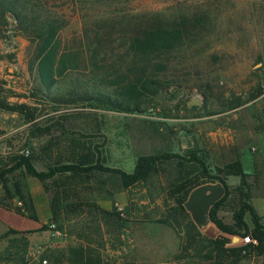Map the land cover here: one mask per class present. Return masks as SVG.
Listing matches in <instances>:
<instances>
[{
    "label": "rangeland",
    "instance_id": "rangeland-1",
    "mask_svg": "<svg viewBox=\"0 0 264 264\" xmlns=\"http://www.w3.org/2000/svg\"><path fill=\"white\" fill-rule=\"evenodd\" d=\"M64 13L67 22L57 34L56 52L45 59L34 58L32 46L11 29L0 37V165L28 149L35 169L45 170L66 159L70 140L95 145L103 165L126 172L138 155L174 153L156 163L155 173L131 192L102 198L104 192L94 182L106 185L110 180L105 174L95 175L87 183L90 189L78 186L80 198L104 209L113 202L127 219L119 229L94 221L99 231L91 235L90 247L100 254L101 264H208L186 247L187 218L179 209L172 213L170 190L187 168L195 169L192 177L199 175L201 165L214 174L215 167L237 160L251 175L253 139L264 126V0H127L91 9L69 6ZM179 19L190 22L180 51L174 53L176 65L168 68L179 74L176 84L158 86L154 95L146 90L136 109L118 110L97 101L59 103L46 96L49 82L54 84L49 90L62 93L75 81L106 87L111 80L105 77L107 70L94 75L102 64L99 56L90 62L86 50L94 49L99 37L98 54L108 62L110 51L141 28ZM258 88L261 92L250 98ZM191 99L197 104H189ZM187 153L202 164L189 162ZM27 177L19 171L8 175L10 184L19 180L29 192ZM225 177L233 185L239 182L237 175ZM243 181L250 183L251 177L245 175ZM42 191L48 204L50 192ZM3 209L0 264L48 261L51 250L74 244L71 230L90 224L85 211L60 228L47 219L43 228L12 232L7 225L22 226L26 218ZM168 212L166 223L154 221ZM236 264H264V259L252 252Z\"/></svg>",
    "mask_w": 264,
    "mask_h": 264
},
{
    "label": "trees",
    "instance_id": "trees-1",
    "mask_svg": "<svg viewBox=\"0 0 264 264\" xmlns=\"http://www.w3.org/2000/svg\"><path fill=\"white\" fill-rule=\"evenodd\" d=\"M127 0H0V37L11 29L13 33L25 38L33 48V57L39 56L45 59L52 56L58 47L57 34L65 26L64 9L69 6L79 8H99L112 4H121ZM190 20V19H189ZM194 21V18L192 19ZM190 21L179 19L171 24H151L141 28L137 33L128 36L118 47L113 48L110 53V60L106 62L103 55L98 54L97 47L100 45V38L95 42V48L89 49L91 52L90 62H95L99 56L101 71L94 75L102 76L104 69L107 70L105 77H110L105 86L113 87L111 91L103 90L100 86H88V81H75V85L62 92H52L48 88L54 86L52 82L44 85L47 89L46 96L59 103L77 100L97 101L111 108L129 111L137 108V100L145 96V91L152 95L158 86L176 84L179 74L174 70L169 71L170 64L177 62L175 52L180 51L183 35ZM102 80L100 77L99 81ZM105 81V80H104ZM88 83V84H86ZM206 87V84H204ZM206 89V88H205ZM204 92V91H202ZM261 92L258 88L250 94L254 98ZM209 94L211 92L209 91ZM0 106H3L0 103ZM32 118V115L29 116ZM188 154L189 162H202L193 153ZM177 156L174 153L141 154L135 158L133 168L126 172L120 168L105 166L99 150L80 141L70 140L68 143V156L59 163L47 166L45 170H37L33 165L32 152L24 150L21 153L11 155L8 161L0 165V207L12 211L19 216L36 221L37 216L33 206L32 198L27 191L22 190L19 180L9 183L8 175L19 171L35 179L41 185L42 190L49 191L48 200L49 223L57 228L62 226V222L71 219L81 213H87L88 222L80 224L74 231L75 242L68 244L61 249H53L47 259L50 264H101L100 254L90 247L91 235L99 231V227L94 225V221H101L105 227L114 226L119 229L127 219L122 217L120 211L115 208L112 202L111 209L99 207L92 200L80 198L77 188L90 189L87 183H93L95 175L105 174L109 182L104 185L101 180L95 181L97 189L103 190L102 198H111L114 193L121 190L131 192L130 188L139 182L145 181L150 175L155 173V164ZM253 167L251 175L242 169L239 161L235 160L226 163L222 167H215L217 173L210 174L201 165L200 174L193 176L195 169L187 168L183 177L175 183L170 195L174 205L171 207L172 213L179 209L187 218L184 229V239L186 247L194 248L198 257L208 264H236L242 258L256 252L264 259V222L258 216L249 203L252 186L260 184L264 193L262 183V169L256 159L252 158ZM22 171V172H21ZM237 175L239 182L233 185L232 190L239 196L236 222L243 228L242 231L229 229L220 224L214 213L217 206L222 202L229 186L225 183L226 175ZM251 177L250 183L243 181V177ZM203 179H214L219 181L223 187V194L217 199L209 210V219L223 233H232L242 237L248 235L255 239L254 245L246 243L243 245L226 246L227 238L218 235L215 238H208L198 233L195 225L188 218L183 202L191 188L198 185ZM94 185V184H93ZM94 185V186H95ZM24 186V185H23ZM25 188V186H24ZM102 188V189H101ZM15 200V204L10 201ZM128 209V207H127ZM128 213V212H127ZM247 213L250 217L251 226L248 227L243 221V215ZM167 216L154 219L155 222L166 223ZM75 224V223H74ZM40 223L38 228H43ZM12 232H17L13 230ZM108 232V230H107ZM73 234V233H72ZM195 236H198V239ZM15 245H12L14 247Z\"/></svg>",
    "mask_w": 264,
    "mask_h": 264
},
{
    "label": "crops",
    "instance_id": "crops-1",
    "mask_svg": "<svg viewBox=\"0 0 264 264\" xmlns=\"http://www.w3.org/2000/svg\"><path fill=\"white\" fill-rule=\"evenodd\" d=\"M252 158L256 159V162L259 163L262 169L263 175L261 179L264 185V126L256 132L253 139L252 153L249 155V161H251L252 165L251 167H253ZM247 169L248 170L245 171L249 172L250 168ZM30 182H32V185L30 184ZM26 183L29 187V194L33 201L37 220L30 221L28 220V218L25 219V217L20 216L25 219L22 226L16 227L7 225L15 230L36 229L39 227L41 222H45L49 217L48 204L46 199L44 200V198L42 197L43 191L40 183L31 177H27ZM225 183L229 186V190L222 202L217 206L214 216L223 226H226L232 230L242 231L243 228L236 222L235 218L239 201L238 193L231 188L235 181L225 179ZM261 190L262 188L260 184L258 185V187L252 186L248 201L253 207L255 213L258 216L262 217V219H264V193ZM222 194L223 187L219 181L214 179H203L201 183L189 190L183 202V208L190 221L195 225V227L203 236L208 238H215L218 235H223L227 238V242L229 245L236 246L240 244L239 236L232 233L221 232L209 219V210L212 207V204L217 199H219ZM9 212L14 213L12 211ZM243 221L248 227L251 226L250 217L247 213L243 215ZM233 237H237V240L232 241Z\"/></svg>",
    "mask_w": 264,
    "mask_h": 264
},
{
    "label": "built area",
    "instance_id": "built-area-1",
    "mask_svg": "<svg viewBox=\"0 0 264 264\" xmlns=\"http://www.w3.org/2000/svg\"><path fill=\"white\" fill-rule=\"evenodd\" d=\"M239 238H240L241 245L246 244V243H250L254 245L256 243L255 239L249 237L248 235H244ZM32 264H48V261L45 258H38Z\"/></svg>",
    "mask_w": 264,
    "mask_h": 264
},
{
    "label": "water",
    "instance_id": "water-1",
    "mask_svg": "<svg viewBox=\"0 0 264 264\" xmlns=\"http://www.w3.org/2000/svg\"><path fill=\"white\" fill-rule=\"evenodd\" d=\"M188 103L189 104H197V100L196 99H191ZM236 240H237V237H233L232 241H236Z\"/></svg>",
    "mask_w": 264,
    "mask_h": 264
}]
</instances>
